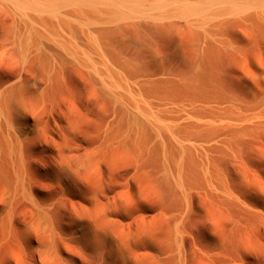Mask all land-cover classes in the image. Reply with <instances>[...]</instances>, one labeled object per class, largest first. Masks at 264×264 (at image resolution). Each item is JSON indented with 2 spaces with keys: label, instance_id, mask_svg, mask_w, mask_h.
I'll return each mask as SVG.
<instances>
[{
  "label": "bare ground",
  "instance_id": "6f19581e",
  "mask_svg": "<svg viewBox=\"0 0 264 264\" xmlns=\"http://www.w3.org/2000/svg\"><path fill=\"white\" fill-rule=\"evenodd\" d=\"M84 95L100 104L93 118ZM41 142L85 206L101 207V159L125 163L129 181L153 166L183 208L202 192L248 219L245 247L264 221L246 198L264 176L245 159L264 157V0H0V264H52L59 241L84 248L102 232L81 212L60 223L33 190Z\"/></svg>",
  "mask_w": 264,
  "mask_h": 264
},
{
  "label": "rangeland",
  "instance_id": "374dc122",
  "mask_svg": "<svg viewBox=\"0 0 264 264\" xmlns=\"http://www.w3.org/2000/svg\"><path fill=\"white\" fill-rule=\"evenodd\" d=\"M83 102L90 105L93 118L100 108L98 100L84 95ZM245 155L246 161L261 169L264 176V157L260 162L254 154ZM27 165L31 168L33 190L40 198L55 199L53 211L60 223H66L75 212L102 223V232L88 235L84 248L59 241L58 259L52 264H264V221L252 225L247 231L251 235H247V245L242 247L239 239L248 219L224 214L202 192L194 193L190 206L183 208L174 187L153 166H144L145 171H139L129 181L125 177V163L101 159L90 170L95 185L102 190L98 199L101 207L93 209L83 203L81 186L56 182L57 169L45 143L41 142L30 155ZM241 168L237 160L226 163L233 178ZM125 182L132 183L130 188L135 193L128 192ZM246 198L264 215V194L255 196L248 192ZM177 225L181 226V250L175 244ZM42 255L45 258L44 249ZM0 256H4L1 250ZM5 260L6 264L20 262L14 256Z\"/></svg>",
  "mask_w": 264,
  "mask_h": 264
}]
</instances>
